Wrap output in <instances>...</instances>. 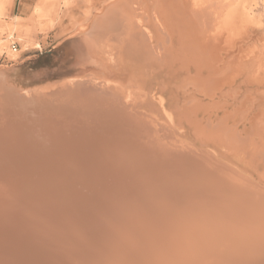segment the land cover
I'll use <instances>...</instances> for the list:
<instances>
[{
  "label": "bare ground",
  "instance_id": "6f19581e",
  "mask_svg": "<svg viewBox=\"0 0 264 264\" xmlns=\"http://www.w3.org/2000/svg\"><path fill=\"white\" fill-rule=\"evenodd\" d=\"M183 3L206 40L236 0ZM158 9L155 31L165 45ZM126 10L98 22L100 38L121 42L133 31L151 43V33L141 29L146 21ZM87 80L60 84L48 101L47 94L0 81V264H180L190 257L229 259L232 252L223 256L221 245L264 246L263 186L210 150L169 149L163 132L174 128L171 113L160 129L156 120L137 117L133 90ZM214 85H204L206 95ZM225 125L226 119L207 131L240 143L241 135ZM255 126L264 131V118ZM262 148L253 151L264 163Z\"/></svg>",
  "mask_w": 264,
  "mask_h": 264
},
{
  "label": "rangeland",
  "instance_id": "374dc122",
  "mask_svg": "<svg viewBox=\"0 0 264 264\" xmlns=\"http://www.w3.org/2000/svg\"><path fill=\"white\" fill-rule=\"evenodd\" d=\"M185 1L0 0V81L25 93L47 94L46 101L73 80L95 79L114 88L131 89L140 100L137 117L142 113L149 122L156 120L161 129L165 114H172L173 130L163 128L169 149L181 150L183 144V150L196 153L210 150L224 162L244 169V174L264 187V163L253 151L264 149V131L255 126L264 118V0H236L230 15L216 33L213 31L216 37L211 34L206 40L195 23L191 24ZM120 8L130 15L137 11L133 20L146 21L141 29L151 33V43L140 32L137 37L132 35L133 31L121 42L112 39L106 44L100 38L99 21ZM156 9L167 30L166 47L155 31ZM126 23L133 25L130 20ZM124 33L118 32V36L125 37ZM158 41L163 47L157 46ZM204 85L215 86L212 97L205 94ZM224 119L228 129L241 135L240 143L224 142L222 133H208L209 124L215 126ZM152 133H158V128ZM224 246L221 249L227 253L221 251L223 256L234 253L229 245ZM249 256L257 258L259 254ZM192 259L185 260L189 263ZM198 261L214 264L208 259L193 262L200 264Z\"/></svg>",
  "mask_w": 264,
  "mask_h": 264
},
{
  "label": "water",
  "instance_id": "95a60500",
  "mask_svg": "<svg viewBox=\"0 0 264 264\" xmlns=\"http://www.w3.org/2000/svg\"><path fill=\"white\" fill-rule=\"evenodd\" d=\"M233 246L234 245H230ZM233 256L229 259H227V256H224L226 258H223L222 260H214V264H263L264 263V246L263 245H239L237 248H233ZM257 249H261L262 253L259 254V257L257 258H250V254L256 252ZM257 253V252H256ZM220 259V258H219ZM224 261V262H221Z\"/></svg>",
  "mask_w": 264,
  "mask_h": 264
},
{
  "label": "built area",
  "instance_id": "2783aa9c",
  "mask_svg": "<svg viewBox=\"0 0 264 264\" xmlns=\"http://www.w3.org/2000/svg\"><path fill=\"white\" fill-rule=\"evenodd\" d=\"M15 46H16V45L14 44V45H13V49H14L15 51H17Z\"/></svg>",
  "mask_w": 264,
  "mask_h": 264
}]
</instances>
